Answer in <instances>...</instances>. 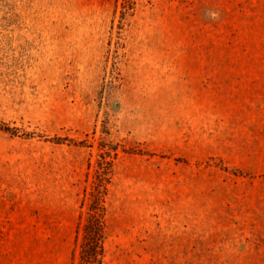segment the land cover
<instances>
[{"label": "rangeland", "instance_id": "374dc122", "mask_svg": "<svg viewBox=\"0 0 264 264\" xmlns=\"http://www.w3.org/2000/svg\"><path fill=\"white\" fill-rule=\"evenodd\" d=\"M123 2L0 0V264H264V0Z\"/></svg>", "mask_w": 264, "mask_h": 264}, {"label": "trees", "instance_id": "16d2710c", "mask_svg": "<svg viewBox=\"0 0 264 264\" xmlns=\"http://www.w3.org/2000/svg\"><path fill=\"white\" fill-rule=\"evenodd\" d=\"M123 2V10L126 9ZM0 128H8L2 127ZM103 194L104 191H99L97 201L93 206L94 213L87 218L82 225V240L79 244L77 253L78 264H101L104 257V219H103ZM93 204V203H92Z\"/></svg>", "mask_w": 264, "mask_h": 264}, {"label": "clouds", "instance_id": "9594fccd", "mask_svg": "<svg viewBox=\"0 0 264 264\" xmlns=\"http://www.w3.org/2000/svg\"><path fill=\"white\" fill-rule=\"evenodd\" d=\"M209 15H210L211 18H213V19H216V18L218 17V13H216V12H211V13H209Z\"/></svg>", "mask_w": 264, "mask_h": 264}]
</instances>
